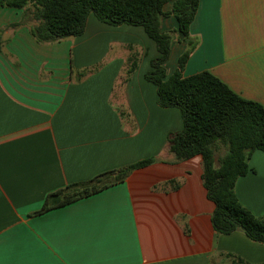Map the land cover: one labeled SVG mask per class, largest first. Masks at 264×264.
<instances>
[{"label":"crops","instance_id":"crops-1","mask_svg":"<svg viewBox=\"0 0 264 264\" xmlns=\"http://www.w3.org/2000/svg\"><path fill=\"white\" fill-rule=\"evenodd\" d=\"M21 16L0 7V264H264V244L213 230L201 158L173 163L167 153L182 120L144 80L158 53L143 29L90 15L82 36L40 45L27 27L7 28ZM161 30H177L175 18ZM189 38L183 77L207 71L264 108V0H199ZM177 39L167 77L187 49ZM132 53L140 63L127 77ZM150 158L159 161L121 184L32 215L51 192ZM248 165L235 194L259 218L264 153Z\"/></svg>","mask_w":264,"mask_h":264},{"label":"trees","instance_id":"trees-1","mask_svg":"<svg viewBox=\"0 0 264 264\" xmlns=\"http://www.w3.org/2000/svg\"><path fill=\"white\" fill-rule=\"evenodd\" d=\"M172 0H0V7L22 11L19 23L8 29L25 26L40 45L61 42L83 35L90 15L110 27L132 26L143 32L155 45L158 56L150 61L144 80L156 88L157 105L175 108L182 129L167 136L166 151L173 163L201 158L202 185L207 199L213 203L211 226L219 235L241 231L251 241L264 244V215L255 217L244 208L235 194L237 180L249 171L253 152L264 153V108L232 92L207 71L183 77L184 66L196 43L189 38L199 0H173L169 12L165 4ZM173 16L177 30L163 32L161 22ZM177 34L187 45L179 57L175 71L166 76L165 63ZM0 30V49L2 45ZM133 51L134 47L127 46ZM139 56L127 61L126 76L136 69ZM157 158L138 161L120 169L98 174L88 181L73 183L46 195L41 215L93 196L125 182L136 170L158 162ZM239 264H244L238 261Z\"/></svg>","mask_w":264,"mask_h":264},{"label":"rangeland","instance_id":"rangeland-1","mask_svg":"<svg viewBox=\"0 0 264 264\" xmlns=\"http://www.w3.org/2000/svg\"><path fill=\"white\" fill-rule=\"evenodd\" d=\"M135 48V47H134ZM137 48V47H136ZM139 61H138V64H137V67L139 66ZM147 65V63L146 62H144V66H143V69L145 68V66Z\"/></svg>","mask_w":264,"mask_h":264}]
</instances>
